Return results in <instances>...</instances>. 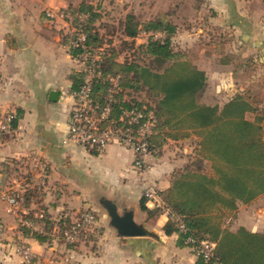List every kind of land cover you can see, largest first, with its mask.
Listing matches in <instances>:
<instances>
[{"label": "crops", "instance_id": "crops-1", "mask_svg": "<svg viewBox=\"0 0 264 264\" xmlns=\"http://www.w3.org/2000/svg\"><path fill=\"white\" fill-rule=\"evenodd\" d=\"M170 3L172 8L168 12L171 17L175 15L170 19L178 27L177 34L182 31L177 21L200 23L203 29H197V33L201 39L210 32L204 26L208 23L223 34L237 30L235 45L240 50L236 58L254 59L252 71L246 78H240L236 75L242 72L236 74L233 68L228 75L225 73L228 63L219 61L220 67L213 68L209 57L201 56L200 61L204 57L205 60L196 66L205 74L204 93L219 76L228 78L223 103L244 87H264L261 83L256 85L258 77L264 81V62L256 60L258 56L264 60V27H261L264 0H171ZM182 5L189 7L183 17L178 14ZM65 7L62 0H0V119L12 116L16 120L9 135L0 138V227L2 232L4 229L0 235V264H25L21 248H27L34 260L42 264H51L53 258H58L61 264H198L193 249L180 244L177 234L163 233L166 215L149 216L141 208L147 187L153 186L158 193L169 188L173 171L189 162L193 144L165 142L158 156L153 157L150 169L138 171L133 167L134 153L126 146L111 144L98 151L66 141L73 108V81L78 78L80 67L64 40V23H55L47 17L49 9L61 11ZM191 26L187 25L183 34L189 35ZM208 36L212 37L210 33ZM244 50L247 56L243 55ZM116 61L122 63L118 58ZM259 70L262 75L256 77ZM32 157L41 161L43 171L30 173L31 179L36 178L27 187L32 189L24 195V203L18 202L11 211L1 197L12 186L8 182L13 177L10 166L17 169ZM40 175L42 187L36 184ZM110 209L119 216L130 214L147 234L122 236L110 220L104 225ZM84 212L102 215L99 226L103 235L95 241L84 236L72 246H63L58 238L50 244H40L20 230L19 222L28 215L36 218L43 214L49 222L48 229L61 231ZM238 228L264 233V194L250 204L238 205L231 230ZM50 251L54 253L49 254Z\"/></svg>", "mask_w": 264, "mask_h": 264}, {"label": "trees", "instance_id": "trees-1", "mask_svg": "<svg viewBox=\"0 0 264 264\" xmlns=\"http://www.w3.org/2000/svg\"><path fill=\"white\" fill-rule=\"evenodd\" d=\"M74 1H70L65 13L74 18V25L78 24L80 16L86 17L82 28L88 34L87 47L105 46L102 36L92 28L96 20L92 6L85 0ZM169 17L170 13L165 12L139 22L129 14L123 21L122 34L127 38L134 39L140 33L163 35L160 38L150 36L147 43L141 45L148 63H119L116 49L106 46L103 76H119V89L113 95L109 120L116 128L135 132L140 122H131L125 112L134 110L144 114L152 111L155 122L147 141L154 157L168 141H189L194 146L189 162L174 170L169 188L158 193L169 211L162 229L166 236L177 234L179 243L192 249L195 245L190 244L188 238L196 243L203 240L213 243L211 261L216 259L220 264H264V233L245 228L231 230L228 226L235 219L239 204H250L264 194V91L247 87L222 105L199 102L206 83L205 74L186 58V54L172 50L171 39L177 34L178 27ZM72 39V35L64 36L67 43ZM70 49L74 56L80 53L78 49ZM256 60L264 62L261 56ZM222 62H235L236 74L242 72L236 75L240 78L247 77L255 63L254 59L241 56L234 59L226 56ZM82 78L83 74L79 72L73 81L72 93L78 91ZM108 90V83L96 80L93 101L103 105ZM142 92L147 98H139ZM9 126L11 130L15 128L14 118ZM1 133L0 138H3L5 133ZM145 205L144 198L141 208L149 216L162 213L160 209L149 210ZM85 213L95 217L92 212H84L78 218ZM23 220L40 223L43 227V230H33L21 223L24 236L40 244L52 242L53 238L46 232L49 222L44 215L42 219L28 215ZM73 225L70 223L61 229L63 240V234ZM82 236L81 232L77 240ZM34 262L31 260V264ZM197 262L210 264L200 258Z\"/></svg>", "mask_w": 264, "mask_h": 264}, {"label": "built area", "instance_id": "built-area-1", "mask_svg": "<svg viewBox=\"0 0 264 264\" xmlns=\"http://www.w3.org/2000/svg\"><path fill=\"white\" fill-rule=\"evenodd\" d=\"M48 16L56 20L58 18L63 23L72 24L73 28L69 35H72L73 39L67 44L69 48L71 47L80 51L76 56V61L80 67V72L83 74V78L78 91L71 94L73 108L70 113L66 141L74 145L96 148L98 151L104 150L111 144L126 146L134 153L133 167L138 171L149 170L154 156L153 152L149 150L147 139L152 134V127L155 122L153 112L148 111L144 114L134 110L125 112V115L130 117L131 122H140L135 132L129 129L114 127L113 123L109 120L110 106L113 101V95L119 89V76H103L102 63L106 54V46L98 48L87 47L86 41L88 34L82 28V23L86 18L84 15L78 18L77 25L73 23L74 18L63 11L57 12L55 16L49 14ZM99 79L109 84L108 94L103 105L95 103L92 98L94 83ZM12 119V116L0 119V132L7 134L11 132L9 122ZM31 167L34 173L39 174V172L41 173L43 171V165L36 157L31 158ZM36 184L40 187L44 185L41 175L38 177ZM22 190L24 189L21 184L16 183L8 187L1 194L2 199L8 203L11 211L17 206L18 198ZM143 196L146 199V205L148 207L160 209L164 215L169 217V211L165 208L158 192L153 186L147 187L144 190ZM37 218L42 219L43 214H38ZM94 223L95 217L91 213L83 214L81 218L73 222L74 225L71 230L63 234L65 242L75 243L82 230L89 229ZM23 225L33 230H41L42 228L40 223L32 224L29 221H24ZM181 228L183 227L181 226ZM187 241L195 245L193 252L204 263L220 264L216 259L211 261L215 247L213 243L207 240L196 243L191 238H188ZM20 253L24 258L25 264H31V260H34V257L27 248H21Z\"/></svg>", "mask_w": 264, "mask_h": 264}, {"label": "rangeland", "instance_id": "rangeland-1", "mask_svg": "<svg viewBox=\"0 0 264 264\" xmlns=\"http://www.w3.org/2000/svg\"><path fill=\"white\" fill-rule=\"evenodd\" d=\"M62 1L65 3L66 7L64 10H61V11L65 13L66 10L68 11L69 4H71L70 1H74V0H62ZM85 1L92 6L93 12L96 14V20L92 24V28L102 36L105 46L110 45L111 47H114V49H116L117 58L119 60H121L122 62L135 63V64H141V65L149 62V59L145 53V49L142 48L141 45H145L148 41L147 39L150 36L151 37L155 36L156 38H160L163 35L158 34V33L153 34V35L152 34L147 35L144 33H140L134 39L127 38L122 34L123 21L125 17L129 14H132L134 16V21L143 22V21L152 19L159 14H162L165 12L169 13L168 11H170L172 8L170 6L171 0H85ZM185 9L188 10L189 12V7L187 6L184 7V5L180 7V11L178 12L179 16L183 17V14L185 13L184 11ZM59 11L60 10L49 9L47 13L49 15L55 16L56 13ZM48 14H47V17L51 21L55 23L57 21L62 22L58 18L57 20L50 18ZM169 18L171 19L175 18V15H172V17L170 15ZM172 22L175 23L174 21ZM177 24L180 27V30L182 31H180L176 36H174L171 39V48L175 53L186 54L187 55L186 58L190 59L193 64L199 65L200 63H203L205 60V57L202 61H200L201 60L200 57L208 56L209 57L208 59L210 61L209 64L211 67L214 68L217 66L220 67L219 61L220 63L224 64L222 60L226 56L232 57L233 59L237 57V53L240 50V48H238L235 45V41L237 37L236 36L237 30H234L232 32L230 31L226 34H223L221 32H217L215 30V26H212L210 23H208L207 25H204V26H206L210 30L209 33L212 35V37L208 36L209 33H207V36L201 39L198 37L200 33H197V29L199 28L203 29V26H201L200 23L188 22V21L187 22L177 21ZM64 25H65V29L63 32H64V35L66 36V35H69L73 27H72V24H69V23H64ZM187 25L188 26L192 25L190 27L191 32L189 34L191 36H189L188 34L187 35L183 34V29L186 28ZM261 27H264V18L261 21ZM230 33L232 34L230 35ZM234 35L235 37H233ZM208 42H211V44L207 45ZM219 53H222V54H219ZM243 55L247 56L248 55L247 51L244 50ZM228 65L229 66H227L226 68L228 69V71L225 72L227 73V75L230 73V71L232 72V68L235 69L236 63L235 62L228 63ZM222 67L223 66H221V68ZM259 75H262V71L260 70L256 72V77H258ZM227 81H228V78L226 80L225 77L221 78V76H219L215 80L216 83L214 84V86L212 87L210 86L205 93L202 91L204 95L203 96L200 95L198 99L199 102L207 104V105H211V106L216 105V104L222 105L224 102L225 96L227 94L226 92L227 88L224 86L225 85L224 83H227ZM257 83L264 84V81L263 79H261V77H258L256 81V85ZM243 89H245V87ZM255 90L264 91V87L261 85V87H258ZM215 95H217V97ZM139 98H142V99L147 98L146 93L145 92L140 93ZM8 135L9 134L5 133L3 138H5ZM191 144L192 143L188 141L184 145H191ZM10 167L11 169L9 170V173L13 177H11L10 181L8 182L10 183V185L20 183L24 189L22 190V193H20L19 195L20 196L19 204L22 205V203H24L25 201L24 195L28 194L29 193L28 191L32 189V188H27V187H30L29 184H31L33 180H36L35 177H32L31 179V176H30V173L32 174L34 173L31 167V160H29L26 163L22 162V164H19L17 169L16 168L13 169L14 168L13 166H10ZM13 171H16V173H13ZM94 215H95L94 225L90 227L89 229L82 230V233H83L82 237L85 236L89 241L90 240L95 241L96 237L98 236L100 237L103 235V228L102 226H99V225H102L101 224V219L103 220V218H101L102 215L100 214L99 215L94 214ZM109 220L110 218L106 214V217L104 218V225H108ZM19 223L20 224L23 223V220ZM228 226L230 228L232 227V221L228 223ZM42 230H43V227H42ZM3 232H4V229H3ZM3 232L1 231L0 235H2ZM46 232L53 239L58 238L63 246L68 245V243H66L65 240L62 239L59 230L53 231V229H48L46 230ZM78 241L79 240H77L75 243H77ZM20 246L22 247L24 245L20 244ZM51 253L53 254L54 251L49 252V254ZM55 263L61 264L58 258H53L51 264H55ZM71 263L75 264L74 262H71ZM71 263H68V264H71ZM34 264H42V263L35 261Z\"/></svg>", "mask_w": 264, "mask_h": 264}, {"label": "water", "instance_id": "water-1", "mask_svg": "<svg viewBox=\"0 0 264 264\" xmlns=\"http://www.w3.org/2000/svg\"><path fill=\"white\" fill-rule=\"evenodd\" d=\"M56 95V93H52ZM111 225L118 231L122 236H142L147 234V231L142 226H137L130 214L119 216L114 209L108 210Z\"/></svg>", "mask_w": 264, "mask_h": 264}]
</instances>
